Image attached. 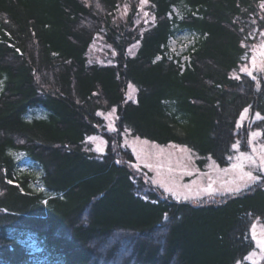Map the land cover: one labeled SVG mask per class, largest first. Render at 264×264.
Instances as JSON below:
<instances>
[{"label": "trees", "instance_id": "obj_1", "mask_svg": "<svg viewBox=\"0 0 264 264\" xmlns=\"http://www.w3.org/2000/svg\"><path fill=\"white\" fill-rule=\"evenodd\" d=\"M148 2L145 21L138 0H0V264H252L263 178L196 204L144 191L122 132L185 145L200 165H228L250 129L264 143V78L234 74L261 0ZM176 31L194 33L182 65L163 54ZM97 36L102 61L88 58ZM113 106L110 133L98 111ZM246 107L261 119L238 126ZM94 133L103 153L83 147Z\"/></svg>", "mask_w": 264, "mask_h": 264}, {"label": "rangeland", "instance_id": "obj_2", "mask_svg": "<svg viewBox=\"0 0 264 264\" xmlns=\"http://www.w3.org/2000/svg\"><path fill=\"white\" fill-rule=\"evenodd\" d=\"M138 5L140 8L139 17H142L145 21L150 20L152 16L150 8H148L149 2L141 5V0H138ZM128 6V1L120 5L117 13L118 16L126 15ZM260 10L264 12V9L261 7ZM174 15L180 16V7L177 5L172 6L168 13L169 17ZM193 39L194 33L176 31L168 39L163 54L182 65L188 60L186 49L193 42ZM247 39L249 40L247 44V53L243 55L238 70H236L234 74H247L240 70L242 67L247 66L252 73L251 77H255V79L259 80L260 78H264V70H261V66L264 64V57L260 55L261 52H264V26L263 28L254 27L248 34ZM137 44L136 41L130 46V51L132 53L137 48ZM107 49L111 48L103 42L100 36H97L89 47L88 58L92 61H102ZM253 55L256 56L255 67L252 64ZM111 59L112 57H109L108 51L104 61H110ZM126 91V97L135 100L136 87L129 83ZM113 109H115L114 114L109 115L112 113ZM245 109L248 111L244 114L243 119H241V113H243ZM98 114L101 117L104 130L110 133L117 130L116 122L118 115L115 106L101 109L98 111ZM260 119L261 118H257V112H251L250 108L246 107L240 112L237 125L246 124V126H251V124ZM110 124L112 130H110ZM253 132L258 133V135L252 137L251 133ZM261 135L262 131L260 129H250L245 146L237 139L235 143L237 147L234 148L233 159L225 166L219 165L209 156H204V162L200 165L197 163L199 155L185 145L176 143L159 144L146 138L133 135L129 130H124L122 132V144L131 151L134 157V175L138 176L142 174L143 180L146 182L142 190L145 191L148 190L149 187L154 186L156 189H159L162 194L170 196L173 199L192 201V203L196 204L197 202H203L201 200L208 201L210 199L209 197L213 198L233 194V192L225 191V189L234 187L236 183L241 182L239 179L241 169L233 168L234 164L242 163L244 171L250 170L254 175H258L264 180V171H261L259 167V155L264 151V143L261 141ZM89 137L94 139H89ZM106 144L107 141L102 133H94L86 137L83 147L96 153H103ZM98 148L102 149V151H97ZM240 153H246L249 157L255 159L257 163L252 165L250 161L240 157ZM146 164H150L152 167L149 168ZM153 181L156 182L154 183ZM161 182L172 188L176 195H173V191H166L165 187L161 186ZM256 182L249 184L245 188H241L239 192L251 187ZM209 185H211L212 188L211 192L205 191ZM141 195L146 197V194L143 192ZM253 225H255L256 238H253ZM250 233L254 248L245 255L244 259L252 264H263L264 251L259 247L257 241L264 240V219H253L250 224ZM235 264H241V261Z\"/></svg>", "mask_w": 264, "mask_h": 264}, {"label": "snow or ice", "instance_id": "obj_3", "mask_svg": "<svg viewBox=\"0 0 264 264\" xmlns=\"http://www.w3.org/2000/svg\"><path fill=\"white\" fill-rule=\"evenodd\" d=\"M147 2H148V0H141V5H144ZM260 7L262 9H264V0H261ZM17 51H19V49H17ZM260 55H261V57H264V52H261ZM252 64H253L254 67L256 66V56L255 55H253V57H252ZM240 70L243 71V72H246L250 76L252 75L251 71L248 69L247 66L242 67ZM261 70H264V64H262ZM253 79H255V77H253ZM0 83H2V82H0ZM130 87H131V85H130ZM247 111L248 110L245 109L244 112L241 113V119H243L244 114ZM114 112H115V109H113L112 110V113H110L109 115L114 114ZM257 118L258 119L261 118L259 113H257ZM109 127H110V130H112L111 124H110ZM257 135H258V133H256V132L251 133V136L252 137H255ZM89 139H94V138L89 137ZM236 147H237V144H234L233 145V148H236ZM97 151H102V149L98 148ZM240 157H242L245 160L250 161V163L252 165H255L257 163V161L255 159H253L252 157H249L246 153H240ZM146 166L149 167V168L152 167V165H150V164H146ZM259 167H260V170L261 171H264V151H262L260 153V155H259ZM233 168H239V169H241L240 177H239V179H240L241 182L240 183H236L234 187L226 188L225 191L233 192V193L234 192H239L241 190V188H245L249 184L254 183V182H256V181H258V180L261 179L260 176L254 175L253 172L250 171V170L249 171H244L243 170V164L242 163L241 164H234L233 165ZM153 182L155 183L156 181H153ZM9 183H11V181H9ZM161 186L165 187V190L166 191H173L172 188L168 187L163 182H161ZM205 191L211 192L212 191L211 185H209L208 188ZM173 195H176V193L174 191H173ZM185 198H187V197H185ZM253 238H256L255 225H253ZM257 243H258L259 247L262 249V251H264V240H258Z\"/></svg>", "mask_w": 264, "mask_h": 264}]
</instances>
